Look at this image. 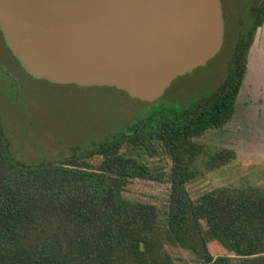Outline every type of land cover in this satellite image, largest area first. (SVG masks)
<instances>
[{
    "label": "trees",
    "instance_id": "obj_1",
    "mask_svg": "<svg viewBox=\"0 0 264 264\" xmlns=\"http://www.w3.org/2000/svg\"><path fill=\"white\" fill-rule=\"evenodd\" d=\"M263 24L258 0L250 24L242 21L226 77L209 95L89 148L73 146L56 161L16 158L0 118V264H181L172 247L197 264H264V186H219L198 198L188 188L204 173V158L216 170L237 157L197 139L234 119ZM135 180L167 184L164 207L127 196Z\"/></svg>",
    "mask_w": 264,
    "mask_h": 264
},
{
    "label": "rangeland",
    "instance_id": "obj_2",
    "mask_svg": "<svg viewBox=\"0 0 264 264\" xmlns=\"http://www.w3.org/2000/svg\"><path fill=\"white\" fill-rule=\"evenodd\" d=\"M225 35L220 52L205 65L177 76L154 101L133 98L115 86L61 84L33 76L16 58L0 26V118L14 156L28 163L56 161L79 145L111 137L140 119L164 109L183 110L212 93L227 75L242 21L251 22L258 0H221ZM208 149L230 148L237 157L216 170H207L188 185L193 198L219 186H264V24L250 51L249 69L238 100L236 117L224 128L197 139ZM154 162H157L154 160ZM165 162V161H163ZM162 164V163H161ZM167 184L135 180L127 196L164 207ZM216 254L218 247H213ZM171 251L181 264H197L182 248Z\"/></svg>",
    "mask_w": 264,
    "mask_h": 264
},
{
    "label": "water",
    "instance_id": "obj_3",
    "mask_svg": "<svg viewBox=\"0 0 264 264\" xmlns=\"http://www.w3.org/2000/svg\"><path fill=\"white\" fill-rule=\"evenodd\" d=\"M8 45L35 77L154 101L224 43L221 0H0Z\"/></svg>",
    "mask_w": 264,
    "mask_h": 264
},
{
    "label": "flooded vegetation",
    "instance_id": "obj_4",
    "mask_svg": "<svg viewBox=\"0 0 264 264\" xmlns=\"http://www.w3.org/2000/svg\"><path fill=\"white\" fill-rule=\"evenodd\" d=\"M5 39H6V38H5ZM6 42H7V41H6ZM7 44H8V43H7ZM237 112H238V105H237ZM236 115H237V113H236ZM236 115H235V117H236ZM235 117H234V118H235Z\"/></svg>",
    "mask_w": 264,
    "mask_h": 264
}]
</instances>
